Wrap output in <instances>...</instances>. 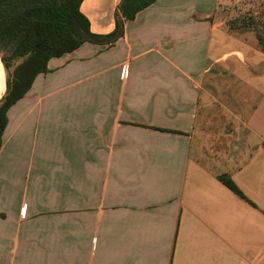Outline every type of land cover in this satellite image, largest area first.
I'll return each mask as SVG.
<instances>
[{"label": "crops", "instance_id": "0c3cea01", "mask_svg": "<svg viewBox=\"0 0 264 264\" xmlns=\"http://www.w3.org/2000/svg\"><path fill=\"white\" fill-rule=\"evenodd\" d=\"M120 1L81 2L92 33ZM226 3L155 0L48 60L6 113L0 264H264V46Z\"/></svg>", "mask_w": 264, "mask_h": 264}, {"label": "trees", "instance_id": "16d2710c", "mask_svg": "<svg viewBox=\"0 0 264 264\" xmlns=\"http://www.w3.org/2000/svg\"><path fill=\"white\" fill-rule=\"evenodd\" d=\"M83 0H0V69L5 93L0 98V147L8 109L29 90L34 78L47 72V62L79 47L83 42L111 44L122 35L123 20L155 0H121L115 13V28L106 35L90 31L88 18L80 11ZM13 67L10 75L6 72ZM6 87V90H5ZM220 180L242 196L233 181Z\"/></svg>", "mask_w": 264, "mask_h": 264}, {"label": "rangeland", "instance_id": "374dc122", "mask_svg": "<svg viewBox=\"0 0 264 264\" xmlns=\"http://www.w3.org/2000/svg\"><path fill=\"white\" fill-rule=\"evenodd\" d=\"M256 6L260 7V15H257L259 17L254 14L256 12ZM220 10V14L222 13V15L224 12H226V20L229 28L239 25L251 28L254 32H256L259 42L264 46V0H227L226 5ZM12 70L13 67L7 72L4 69L5 80L7 78V73L10 75ZM0 78L3 82L0 92L1 98L5 93L4 76L1 73V69Z\"/></svg>", "mask_w": 264, "mask_h": 264}, {"label": "built area", "instance_id": "2783aa9c", "mask_svg": "<svg viewBox=\"0 0 264 264\" xmlns=\"http://www.w3.org/2000/svg\"><path fill=\"white\" fill-rule=\"evenodd\" d=\"M125 75L127 76V72L125 71V69H123L121 74L122 78L125 77Z\"/></svg>", "mask_w": 264, "mask_h": 264}, {"label": "bare ground", "instance_id": "6f19581e", "mask_svg": "<svg viewBox=\"0 0 264 264\" xmlns=\"http://www.w3.org/2000/svg\"><path fill=\"white\" fill-rule=\"evenodd\" d=\"M2 79L0 78V92H1V89H2Z\"/></svg>", "mask_w": 264, "mask_h": 264}]
</instances>
